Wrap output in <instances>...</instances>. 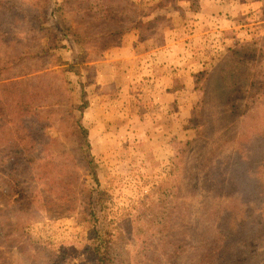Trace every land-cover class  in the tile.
<instances>
[{
    "label": "rangeland",
    "instance_id": "obj_1",
    "mask_svg": "<svg viewBox=\"0 0 264 264\" xmlns=\"http://www.w3.org/2000/svg\"><path fill=\"white\" fill-rule=\"evenodd\" d=\"M97 226L108 264H264V0H0V264H99Z\"/></svg>",
    "mask_w": 264,
    "mask_h": 264
},
{
    "label": "trees",
    "instance_id": "obj_2",
    "mask_svg": "<svg viewBox=\"0 0 264 264\" xmlns=\"http://www.w3.org/2000/svg\"><path fill=\"white\" fill-rule=\"evenodd\" d=\"M103 33H106L108 36H111L113 35V32H102V31H97V36L100 35V36H103L104 34ZM114 34H116V32H114ZM41 54H46V55H50L48 53L47 50H42ZM38 56L40 54H37ZM63 64V63H62ZM65 70H69V69H65ZM38 72V71H42V73H48V67H41V69L39 70H30L29 72ZM28 72V73H29ZM26 73V77H27V74ZM23 81V80H22ZM85 93V92H83ZM26 101L23 99V102ZM79 129H80V132L83 134L84 136V139L86 141V145L87 147L89 148L90 147V143H89V139H88V131L87 129L82 125V124H79ZM113 224L117 223V221H112ZM118 227V226H116ZM118 230V228L116 229V231ZM110 233L108 228L105 227V226H97V229L93 230V237H94V240H95V246H94V252L96 253V256H97V260L99 262V264H108L107 263V260H108V256L110 254V249H111V243H112V236H110ZM230 257H224L222 255H216L215 259H214V264H232V259L233 258H230ZM240 263H244V262H240Z\"/></svg>",
    "mask_w": 264,
    "mask_h": 264
},
{
    "label": "crops",
    "instance_id": "obj_3",
    "mask_svg": "<svg viewBox=\"0 0 264 264\" xmlns=\"http://www.w3.org/2000/svg\"><path fill=\"white\" fill-rule=\"evenodd\" d=\"M135 57L136 56L133 54V55L129 56V59L133 60V62H134ZM177 62H179V61H175V60H171V59L170 60L169 59H165V60H163V59H158V60L152 59L151 63L155 64L156 68H158L159 64H162V65H160L159 70H157V72L149 73L148 75L152 76L153 78L156 76H158L159 78L165 77L168 81H170V82L172 81L174 84H176V83L179 84L182 82V72L183 71L181 70V63L180 62L177 63ZM152 70L154 71V69H152ZM130 72L136 73V71H134V70L129 71V73ZM189 73H191V72H189ZM147 80H149V79H147ZM167 87H168V85L164 86L165 91H164V89H162V90H161V88L159 89V91H160L159 96L163 100L162 107H163L164 111H165V108L174 106V102L176 100V97H178L177 95L179 94V92H181V87L176 88L175 86H173L172 90L166 89ZM156 91H157V89H155V92ZM172 94H173V102L170 101V102H167L165 104L164 100H172V98H171ZM165 112L168 113L169 111H165ZM173 115L175 116V118L177 120H180V118H179L180 110L176 114V109H175ZM171 117H172V115H171Z\"/></svg>",
    "mask_w": 264,
    "mask_h": 264
}]
</instances>
